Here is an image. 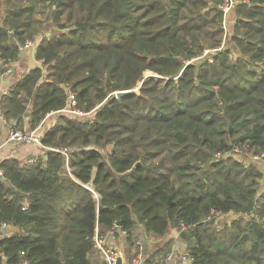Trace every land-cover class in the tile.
<instances>
[{
  "label": "trees",
  "instance_id": "trees-1",
  "mask_svg": "<svg viewBox=\"0 0 264 264\" xmlns=\"http://www.w3.org/2000/svg\"><path fill=\"white\" fill-rule=\"evenodd\" d=\"M53 2L55 18L68 13L38 42L43 63L1 105L17 128L46 118L42 143L70 147L69 159L41 147L35 163L0 158V223L19 228L0 231V264H93L96 227L105 233L120 222L132 243L135 218L157 235L184 224L193 264H264L262 173L235 157L264 151V0L237 1L232 41L220 50L221 0ZM17 16L0 15L5 62L18 56L10 31L25 32ZM146 69L160 76L144 79L141 94L104 101L133 88ZM68 87L80 108L94 109L89 115L60 111ZM250 199L252 210L243 211Z\"/></svg>",
  "mask_w": 264,
  "mask_h": 264
},
{
  "label": "crops",
  "instance_id": "crops-1",
  "mask_svg": "<svg viewBox=\"0 0 264 264\" xmlns=\"http://www.w3.org/2000/svg\"><path fill=\"white\" fill-rule=\"evenodd\" d=\"M1 18L4 19V16H2ZM228 19H229V16L227 17V20ZM1 22L2 20L0 21V24ZM24 22L25 24H29V21H24ZM13 31H10L11 37H13V40L16 41V44H17L20 42V39L18 38L17 35L12 34ZM35 34L36 35L38 34L37 36L47 35V37H49L50 32L45 31L43 35L40 31H35ZM33 42H34L33 46L26 47L21 53L18 52L17 59L11 62V65H12L11 71L4 70L3 72L2 69L4 68L1 66V69H0V102H1L3 95H5V91H9L11 86L23 74L28 73L31 69H33L37 65L41 66V64L38 63L39 58L36 57V49H37V44L39 40L36 41L34 38ZM1 61L2 60L0 59V64H1ZM28 115L29 114H27V116ZM25 124L28 125V118L25 119ZM7 135H8V125L4 124L0 117V158L6 157V156H13V157L20 159L21 161L22 160L26 161L30 155H34L38 152L34 149L32 144L16 143V142L5 143L7 139ZM41 151L39 149V152ZM246 162L253 163L261 171L262 178L260 179V183L262 187H264L263 186L264 162L259 161V160L253 161L252 159H250V157L249 159L246 160ZM226 215L224 216V218L226 217ZM135 219L137 221L136 223L137 225H135L136 240H134L132 243L129 241L127 235L123 234L121 231H117V233L114 236H111L109 238V243L112 245L113 248H115L119 252V255L121 258L120 264H133L132 263L133 257L139 254H142L143 264H147L146 260L150 256H153V255H154V261L151 262L150 264H157L161 256L167 253H170V252L173 253V256L165 264H192L189 260L183 259L180 255L184 251H187V244L185 242V238L180 233L181 230L171 227L165 234L157 235V234H154L153 232H148L146 230L145 222L138 221L137 218ZM96 228L99 231L98 226ZM18 229L19 228L17 226L10 225L7 231L12 233V232L17 231ZM2 233L6 234L5 230H2L1 234ZM89 258L93 264H105L104 257L100 254V252L97 249L92 254L89 255Z\"/></svg>",
  "mask_w": 264,
  "mask_h": 264
},
{
  "label": "built area",
  "instance_id": "built-area-1",
  "mask_svg": "<svg viewBox=\"0 0 264 264\" xmlns=\"http://www.w3.org/2000/svg\"><path fill=\"white\" fill-rule=\"evenodd\" d=\"M237 1L238 0H221V2L218 4L220 11L223 13L222 29L224 30L225 35L228 33L227 17L229 16L230 12L234 9ZM33 45H34L33 40L27 39L21 44L17 43V51L21 53L26 47H31ZM221 48L222 46H219L215 50H220ZM230 57H232V55H230ZM38 63L42 64L43 60L39 58ZM1 66L4 69L6 68L7 69L6 71H11V65L9 63H5L1 61ZM8 93L9 91H5V94ZM93 110L85 111L82 108H80L78 106V98L76 92L69 87L67 88V104L60 111L74 116H86L89 115ZM48 115H50V113L47 114V117ZM0 117L3 123L8 125V135L5 143L8 142L28 143V144L36 145L41 148L58 150L65 154L66 162L68 163V159H69L68 152L70 150V147L55 148L44 145L41 141V137L38 134L37 130H39L42 127L46 118L35 129L31 131H23V129L14 127L13 123L11 124V122L7 121V119L4 117L3 114L1 102H0ZM234 152L242 153V150L240 147L236 146L234 148ZM245 153L248 154L253 160H259L264 162V151L261 153H252L247 151ZM218 156H220V153H218ZM36 160H37V156L34 154V155H30L25 162L35 163ZM0 174H2V170H0ZM8 226L9 225L6 222H1L0 231L6 229ZM185 228L186 226L182 224L181 230H184ZM117 231H121L123 234L127 235V230L123 229L118 223H115L105 233H100L96 228L94 235V245L97 248V250L100 252V254L104 257L105 264H118V259L120 258L119 252L115 248H113L112 245L109 243V238L111 236H114L117 233ZM180 255L183 259L189 260L193 264L194 260L191 254L189 253V251H184ZM172 256L173 253L171 252L161 256L157 264H165L169 259L172 258ZM132 263L143 264L142 254L133 257ZM22 264H27V260H23Z\"/></svg>",
  "mask_w": 264,
  "mask_h": 264
},
{
  "label": "rangeland",
  "instance_id": "rangeland-1",
  "mask_svg": "<svg viewBox=\"0 0 264 264\" xmlns=\"http://www.w3.org/2000/svg\"><path fill=\"white\" fill-rule=\"evenodd\" d=\"M1 3H2L1 4V11H0V15L1 16L8 17V18H11L12 19V17L15 14H18V16L16 18L19 17L18 19H22L24 21H29V25H26L25 23L23 25H20V28L21 29H24L26 33L25 32H19V34H18V37L22 36L21 39H25V41L27 40V38L28 39H31V40H34V38H35L36 41L37 40L40 41L42 35L37 36L38 34L37 35L35 34V31L36 30L37 31H40L43 35H44V32L45 31L50 32L49 37L52 36V35H55L59 31V29L56 28V26H55L56 25V22L63 21L65 19V17H66L65 15L68 13V10H66L65 14H63L62 16H60L58 18H55V16H54V10H53L55 5H54L53 0H3V1H1ZM74 15H76V14L74 13ZM227 24H228V33L230 34V30L232 31V29H230V25L232 24V22H231L230 19L227 20ZM228 33L226 35L224 34L222 36V38H223V43L221 44L222 47H223L224 43H227V45H228V41H232V40H230L231 38L228 36ZM35 36H37V37H35ZM23 42L20 41L19 43L21 44ZM212 49L213 48L207 47V48H205L203 50V53H202L201 56L194 57V58H192L190 60H187V61H192V60L196 61L197 59H199V58L203 57L204 55L208 54L209 52H211ZM17 53H18V51H17ZM232 53H234V52H232ZM3 62H5V61H3ZM5 63H9L11 65V62H5ZM0 68H1V64H0ZM11 69H12V65H11ZM4 70L6 71L7 69L5 68ZM157 75H159V73H157V72H155V71H153L151 69H146L144 71V73H143V79L139 80L136 83V85L133 86V88H131V89H122V90H130V92H134L137 95H139V94L142 93L141 90H140V88H141V86L143 84V80L146 79V78H150V77L158 78ZM164 77L168 78L169 76L166 75ZM116 91H119V90L111 91L106 96V98L104 99V101L110 95H116ZM102 103H103V101H102ZM99 105L100 104H97V107ZM29 109H31V107H29ZM50 116L51 117L49 118V122L48 123H51L53 120H55V117H52L53 114L50 115ZM22 126H23L22 128L28 127V130H23V131H31L32 130V129H29V127H31L32 125L25 124V121H24V123H23ZM41 129H39L37 131H41ZM33 147H34V149L36 151H38L37 153H39V149H40V151L42 150L41 148H39L36 145H33ZM242 156L246 160L249 159V157H250L246 153L242 154L241 156L236 155L235 157H238L239 158V157H242ZM250 159H252V158L250 157ZM263 186H264V183H263ZM96 195H98V194L95 193V196L94 197H96ZM98 197H99V195H98ZM230 216H232L231 213L230 214H227L225 218H228ZM94 247H95V245H94ZM95 248H94V251L97 249V248L96 249Z\"/></svg>",
  "mask_w": 264,
  "mask_h": 264
},
{
  "label": "water",
  "instance_id": "water-1",
  "mask_svg": "<svg viewBox=\"0 0 264 264\" xmlns=\"http://www.w3.org/2000/svg\"><path fill=\"white\" fill-rule=\"evenodd\" d=\"M2 71L4 72V69H2ZM157 77H159V75H157ZM128 92H130V90H119V91H116V96H117V97H121L122 95H124V94H126V93H128ZM27 114H29V113H27ZM13 123L16 124V121H14ZM82 184H83V183H82ZM84 185H85L87 188L93 190V189H92V186H90V184H87V185L84 184ZM95 199H96L97 203H99V197H98V195H96ZM170 202H171V200H170ZM253 206H254V200H253V199H250V201L248 202V204H246V205L243 207V211H251L252 208H253ZM211 222H221V220H220V219H216V217H212V218H211ZM118 224L120 225V222H118ZM136 225H137V224H136ZM181 235H182L183 237H185V233H184V232H182ZM120 263H121V258L118 259V264H120Z\"/></svg>",
  "mask_w": 264,
  "mask_h": 264
},
{
  "label": "bare ground",
  "instance_id": "bare-ground-1",
  "mask_svg": "<svg viewBox=\"0 0 264 264\" xmlns=\"http://www.w3.org/2000/svg\"><path fill=\"white\" fill-rule=\"evenodd\" d=\"M94 189V188H93Z\"/></svg>",
  "mask_w": 264,
  "mask_h": 264
}]
</instances>
